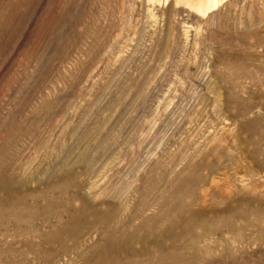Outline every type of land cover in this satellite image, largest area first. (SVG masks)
Listing matches in <instances>:
<instances>
[{
  "label": "rangeland",
  "instance_id": "1",
  "mask_svg": "<svg viewBox=\"0 0 264 264\" xmlns=\"http://www.w3.org/2000/svg\"><path fill=\"white\" fill-rule=\"evenodd\" d=\"M191 4L0 0V264H264V0Z\"/></svg>",
  "mask_w": 264,
  "mask_h": 264
},
{
  "label": "bare ground",
  "instance_id": "2",
  "mask_svg": "<svg viewBox=\"0 0 264 264\" xmlns=\"http://www.w3.org/2000/svg\"><path fill=\"white\" fill-rule=\"evenodd\" d=\"M219 1L220 0H191V3H192L191 5L195 8L196 11H199V12L203 13L204 11H206L208 9H212L210 7H212L216 3H219ZM118 230H119V228H118ZM130 235L131 234H129L128 236H130ZM116 241L117 240H115V241L111 240L110 241V244H109L110 245V250L114 251L118 247H120V246L117 247V245H119V243L117 244ZM170 259H176V257H171ZM100 261H104L103 260V255H99L98 256V262H100ZM107 262H111V261L107 260Z\"/></svg>",
  "mask_w": 264,
  "mask_h": 264
}]
</instances>
